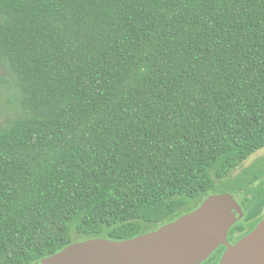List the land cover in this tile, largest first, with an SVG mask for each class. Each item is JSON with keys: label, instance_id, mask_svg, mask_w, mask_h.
Listing matches in <instances>:
<instances>
[{"label": "trees", "instance_id": "obj_1", "mask_svg": "<svg viewBox=\"0 0 264 264\" xmlns=\"http://www.w3.org/2000/svg\"><path fill=\"white\" fill-rule=\"evenodd\" d=\"M0 264L175 222L264 148V0H0Z\"/></svg>", "mask_w": 264, "mask_h": 264}, {"label": "water", "instance_id": "obj_2", "mask_svg": "<svg viewBox=\"0 0 264 264\" xmlns=\"http://www.w3.org/2000/svg\"><path fill=\"white\" fill-rule=\"evenodd\" d=\"M245 216L232 197L209 195L192 213L143 236L77 242L36 264H202L222 245L220 264H264V220L235 246L230 229Z\"/></svg>", "mask_w": 264, "mask_h": 264}, {"label": "flooded vegetation", "instance_id": "obj_3", "mask_svg": "<svg viewBox=\"0 0 264 264\" xmlns=\"http://www.w3.org/2000/svg\"><path fill=\"white\" fill-rule=\"evenodd\" d=\"M234 172L239 173V190L236 193L242 195V201L232 197L241 206L245 213L244 218L236 223L228 233L227 243L235 246L242 238L251 233L264 220V148L253 154ZM227 246L222 245L212 256L202 264H220Z\"/></svg>", "mask_w": 264, "mask_h": 264}, {"label": "rangeland", "instance_id": "obj_4", "mask_svg": "<svg viewBox=\"0 0 264 264\" xmlns=\"http://www.w3.org/2000/svg\"><path fill=\"white\" fill-rule=\"evenodd\" d=\"M0 72H1V70H0ZM239 173H237V172H233L232 173V175H231V179L233 180V181H235V180H237L239 177V175H238ZM214 194L215 195H218V196H220V197H222V198H228L231 194H227V193H222L221 191H216V192H214ZM235 198H236V200H238V201H242V195L241 194H239V193H236L235 195Z\"/></svg>", "mask_w": 264, "mask_h": 264}]
</instances>
